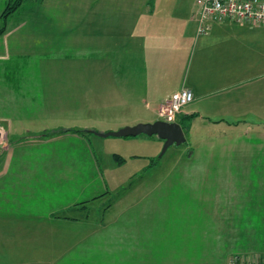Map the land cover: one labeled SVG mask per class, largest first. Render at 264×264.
<instances>
[{"label":"crops","instance_id":"obj_1","mask_svg":"<svg viewBox=\"0 0 264 264\" xmlns=\"http://www.w3.org/2000/svg\"><path fill=\"white\" fill-rule=\"evenodd\" d=\"M9 1L0 0V16ZM197 13L194 0H26L9 17L0 35V264H56L66 248L79 243L75 238L89 235L91 229L81 230V221L92 220L93 204L109 192L104 181L98 191L99 165L91 146L96 129L83 128L88 136L61 132L49 137L46 130L117 122L112 119L124 126L154 123L161 105L183 89L194 94L185 115L177 118L184 131L192 135L201 124L251 136L258 142L248 149L257 180L251 181L245 211L241 202L225 197V184L218 182L213 195L206 192L215 209L202 214L207 224L202 243L166 248L187 249H175L174 264L195 258L200 264H228L234 257L264 264V27L223 22L200 35ZM68 36L76 46L75 70L58 67L68 60L65 53L37 55L42 43L51 52L66 45ZM68 73L81 78L75 101L66 96L72 91L55 87L54 77ZM36 76L42 82H34V94ZM87 77L90 88L83 87ZM98 78L108 79L104 106L97 103ZM112 101L110 107L123 109L117 117L123 119L100 112ZM93 108L95 119L83 120L93 116ZM192 115L193 120H183ZM77 149L95 164L81 170L74 160H65ZM78 181L83 194L67 195ZM196 248H202L201 255L189 258Z\"/></svg>","mask_w":264,"mask_h":264},{"label":"rangeland","instance_id":"obj_2","mask_svg":"<svg viewBox=\"0 0 264 264\" xmlns=\"http://www.w3.org/2000/svg\"><path fill=\"white\" fill-rule=\"evenodd\" d=\"M72 39L68 36L66 45L56 46V50L51 52H48L50 50L42 43L40 50L36 47V53L40 52L37 55L65 53L68 60L65 62L61 60L58 67L75 70L79 62L74 58L76 46L72 44ZM86 52L90 53L89 50ZM38 64L41 65V62ZM38 64L35 62L37 68ZM106 78H98L100 93L97 103L103 106V103L109 101L107 93L104 92L108 81ZM40 79L41 77H34L33 85L34 82L41 83ZM54 79L55 87L59 90H63L64 93L73 92L66 94L69 100H77L79 94L74 89L78 87V82H81L80 77L68 73L63 77L58 75ZM82 79L84 81V78ZM84 82L83 87L90 88L91 78H85ZM35 88L34 85V94L37 92ZM97 100V97L93 98V101ZM111 105L113 101L109 106L100 109V112L106 110L108 112L104 114H109L108 116L122 117L123 109L110 107ZM184 109L182 113L185 112ZM95 111L96 108H93V116H85L83 120H94ZM86 112L90 113L88 110ZM81 113L85 114V111ZM129 118L127 116L124 119ZM112 121L117 122L102 121L103 123L89 125H83L81 122L82 124L75 123L66 127L99 130H92L93 133L117 132L129 127L124 126L122 122L120 124L118 120ZM222 129L224 128L214 126L204 129L201 124L196 125L194 134L191 135L186 130V143L180 146L173 145L164 155H162L164 142L157 136L104 138L94 134L91 146L94 155H97L99 165L98 191L105 188L103 184L105 182L109 192L102 198L100 196L93 204L92 220L88 223L85 220L81 221V230H84L85 226L91 229L89 235L75 238L79 243L75 248H71L72 250L66 248L67 251L61 254L62 258L56 264H174L175 249H183L184 252H187V249L166 246L183 241L188 244L202 243L204 224L207 226L206 221H202V214L215 209L206 192L213 195L217 191V186H220L218 182L225 184L221 185L222 192L233 204L236 201L241 202L244 211L250 209L251 181L257 180V174L250 171L248 149L251 144L258 142L249 140L251 136L241 135L239 131L224 133ZM0 130L4 132L2 126ZM57 134V131L52 129L45 132L47 137ZM65 160H74L81 170L92 167L96 161L92 157L90 162H86L82 158L81 149L76 150L73 158L71 156ZM153 162L155 166L149 168ZM143 168L147 171L145 172ZM77 180L80 181L82 178L78 177ZM79 181L75 188H67V195L80 197L83 194L79 190ZM202 182L205 183L204 190L202 187L201 190L197 188ZM203 192L205 197L202 196ZM176 227L179 231L174 230ZM201 250L202 248H196L189 258L200 256ZM192 251L193 249L190 250ZM169 255L173 257L172 260L162 261ZM184 264L200 263L195 258L188 259Z\"/></svg>","mask_w":264,"mask_h":264},{"label":"built area","instance_id":"obj_3","mask_svg":"<svg viewBox=\"0 0 264 264\" xmlns=\"http://www.w3.org/2000/svg\"><path fill=\"white\" fill-rule=\"evenodd\" d=\"M198 13L197 32L209 34L214 24L234 22L237 24L264 27V0H194ZM194 101V94L189 89L174 93L161 105L158 115L160 120L175 123L183 109ZM228 264H263L247 261L239 257L231 258Z\"/></svg>","mask_w":264,"mask_h":264},{"label":"water","instance_id":"obj_4","mask_svg":"<svg viewBox=\"0 0 264 264\" xmlns=\"http://www.w3.org/2000/svg\"><path fill=\"white\" fill-rule=\"evenodd\" d=\"M99 137H118V138H130L145 135L148 137L157 136L164 142V148L162 155H164L170 147L173 145L180 146L186 143V135L183 127L180 123H168L165 121H156L154 123H140L135 126H129L120 129L117 132L109 133H94ZM1 138V134H0Z\"/></svg>","mask_w":264,"mask_h":264},{"label":"trees","instance_id":"obj_5","mask_svg":"<svg viewBox=\"0 0 264 264\" xmlns=\"http://www.w3.org/2000/svg\"><path fill=\"white\" fill-rule=\"evenodd\" d=\"M26 0H10L8 6L6 7L5 11L2 13L0 16V35H3L6 32L7 28V22L10 16L15 14L25 3ZM195 118V115L192 116H185L183 118L184 121L186 120H193ZM186 122H184V125ZM185 128V127H183ZM69 133V132H74V133H81V134H87L89 131L87 130H78V129H60L57 131V133ZM186 132V131H185ZM118 159V158H117ZM119 160V159H118ZM155 166V162L151 164V167Z\"/></svg>","mask_w":264,"mask_h":264}]
</instances>
